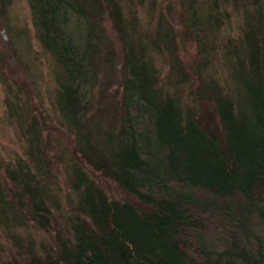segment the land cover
<instances>
[{
	"label": "trees",
	"instance_id": "1",
	"mask_svg": "<svg viewBox=\"0 0 264 264\" xmlns=\"http://www.w3.org/2000/svg\"><path fill=\"white\" fill-rule=\"evenodd\" d=\"M25 1L51 81L42 97L0 68L23 142L0 165L15 264H264V0ZM10 2L6 47L32 76Z\"/></svg>",
	"mask_w": 264,
	"mask_h": 264
},
{
	"label": "rangeland",
	"instance_id": "2",
	"mask_svg": "<svg viewBox=\"0 0 264 264\" xmlns=\"http://www.w3.org/2000/svg\"><path fill=\"white\" fill-rule=\"evenodd\" d=\"M10 5L8 6V13L10 18L12 17V23L19 28H23L25 30L26 37L28 36L29 43L31 47L29 48L28 55L31 57L32 60V67L36 70L32 76L28 75L25 70H23L22 64L18 62L15 58H11V53H8L10 48L6 47L8 40L4 35V28L3 25H7V19L5 20L0 12V68L3 75L11 81V83L18 82V84L26 89H30L32 86L37 88L40 87L39 96L43 97L45 90L48 91V86L50 85V77L47 74L49 63L48 59L46 58L45 54L38 50V46L36 45L35 41L32 38L33 28L30 23L29 11L25 0H10ZM135 2L139 3L140 0H135ZM161 7V6H160ZM159 7V8H160ZM158 7L152 10L149 6H144L139 8V15L140 19L144 22H151L154 20V16ZM179 20V19H178ZM10 21V20H8ZM179 29V26H178ZM228 31L230 33H234L236 29V25L232 22L231 25L228 26ZM224 30V27L222 28ZM220 31L217 38L226 35V31ZM227 30V27H226ZM221 33H224L221 35ZM218 51H213V55ZM196 52V46L191 37H182L179 41V55L182 62L188 65L194 58ZM8 55L10 59L8 58ZM215 55L212 57V62L214 66H216V73L218 76L223 74V71L220 67L221 61ZM38 76L39 87L34 82L36 77ZM34 79V81L31 79ZM64 143H67V138H61ZM15 155L23 156V142L19 137L18 133L15 131V127L13 124H10L5 116V104H4V91L2 84L0 83V165L5 162L12 160ZM0 175L1 169H0ZM107 179V178H106ZM104 179L105 186L111 189L113 193L116 195H121L122 192L118 190L119 188L113 184L110 180ZM103 181V180H102ZM32 235L37 239L38 235L36 231L32 233ZM14 246V245H13ZM10 243L9 238L4 236L3 232L0 231V264H15L17 260H21L20 256L17 254Z\"/></svg>",
	"mask_w": 264,
	"mask_h": 264
}]
</instances>
